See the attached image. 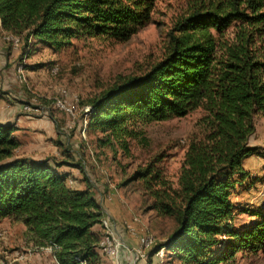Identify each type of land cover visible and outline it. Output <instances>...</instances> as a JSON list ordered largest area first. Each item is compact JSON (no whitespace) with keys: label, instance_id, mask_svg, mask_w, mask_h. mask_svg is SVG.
I'll return each mask as SVG.
<instances>
[{"label":"trees","instance_id":"1","mask_svg":"<svg viewBox=\"0 0 264 264\" xmlns=\"http://www.w3.org/2000/svg\"><path fill=\"white\" fill-rule=\"evenodd\" d=\"M158 1L0 0V28L27 54L37 45L59 50L85 35L126 41L153 20ZM91 106L89 127L103 134L99 147L121 148L127 157L139 136L137 121L203 111L176 183L157 157L126 181H141L158 215L175 220L166 241L149 248L154 257L163 250L161 264H222L240 251L264 252V206L239 227L232 199L251 181L245 160L264 157V149L251 144L256 118H264V0L192 8L169 31L162 59ZM15 129L0 124V222L21 223L27 244L49 248L55 264H103L107 214L96 193L90 185L71 186L49 160L19 155Z\"/></svg>","mask_w":264,"mask_h":264},{"label":"rangeland","instance_id":"2","mask_svg":"<svg viewBox=\"0 0 264 264\" xmlns=\"http://www.w3.org/2000/svg\"><path fill=\"white\" fill-rule=\"evenodd\" d=\"M213 1L217 0H159L153 20L126 41L85 35L73 38L59 50L34 46L30 54L5 39L0 28V94L11 92L13 102L22 103V110L24 104H31L35 110L26 112L32 127L13 132L20 140L17 153L49 160L75 188L90 185L107 214L104 220L108 221L109 230L114 233L118 223L121 234L133 241L141 234H153L160 245L174 230L175 220L158 215L152 208L151 194L141 181L126 182L127 179L135 169L157 157L161 158L157 166L164 176L176 183L188 145L200 133L203 111L197 109L165 120L137 121L134 128L139 136L133 140L132 155L127 157L121 154V148L114 153L99 147L103 134L89 127V107L102 92L144 74L162 59L174 23L192 8ZM63 89L78 111L75 119L53 105ZM42 105L47 108L41 109ZM67 131L70 132L65 136L62 132ZM37 135L38 142L32 137ZM251 144L264 149L261 116L256 118ZM79 163L83 167L76 165ZM244 165L251 181L239 186L232 196L237 206L235 224L239 227L255 219L253 212L264 206V157L252 155ZM126 252L130 253L128 264H133V250ZM152 256L151 252L145 262L150 263ZM0 263L55 264L49 248L36 250L29 246L25 227L10 219L0 222ZM222 264H264V252L240 251L233 260Z\"/></svg>","mask_w":264,"mask_h":264},{"label":"crops","instance_id":"3","mask_svg":"<svg viewBox=\"0 0 264 264\" xmlns=\"http://www.w3.org/2000/svg\"><path fill=\"white\" fill-rule=\"evenodd\" d=\"M20 96L22 97V94H20ZM12 97H13V95L11 94V92H6L4 94H0V124L14 125L15 128H17L15 130L25 128V127L26 128L32 127V125L28 121L30 116L22 110V103H14L12 100ZM42 108H47V107L45 105H42L41 109ZM52 120L54 122H56L55 118H52ZM32 137H35L37 142L40 139L39 135L32 136ZM248 158L246 160H248ZM38 160H41V159H38ZM117 224L118 223H116L115 228H114V230H115L114 234H116L118 237L122 238L126 244V246L124 248L120 249L117 262H120V264H128V260H130V256H129L130 253L126 252V251L133 250L138 243V239L136 238V240L133 241V240H131V238H129V236H126L123 233L121 234L120 224H118V226H117ZM132 226H134V225H132ZM142 235H140V236H142ZM103 260H104L103 264H112V262L106 256L103 257ZM133 264H135V263H133ZM136 264H159V263H158V259L156 257L152 256V260L150 263H146L145 261H140ZM167 264H169V263L167 262Z\"/></svg>","mask_w":264,"mask_h":264},{"label":"bare ground","instance_id":"4","mask_svg":"<svg viewBox=\"0 0 264 264\" xmlns=\"http://www.w3.org/2000/svg\"><path fill=\"white\" fill-rule=\"evenodd\" d=\"M5 39L12 41L14 46H18L19 44V39L17 37L13 36H4ZM61 94L55 99L54 101V106L56 107L55 109H60L62 110L66 115H68L71 119H75L77 116L78 111H76L75 107L70 104V102L67 99V91L63 89L60 91ZM25 106V104H24ZM89 109H92V107H89ZM88 115L84 118V122L87 123L88 120ZM84 123V124H85ZM65 136H67L66 132ZM109 196V195H108ZM110 199V198H109ZM102 225L105 229H107L106 235L102 238L101 241V246L106 247L107 249H114V243H115V234L112 232V230H109L110 227L108 225L107 220H103ZM156 243V237L153 234H143L140 236V242H138V246L135 248V256L141 259V261H145L148 257L147 252L145 249H143V246L145 248H152ZM143 244V246H142ZM119 251L120 249H114V262H117L118 256H119ZM163 250H159L156 254L155 257L158 259V263L161 264L163 262ZM107 257V255L105 254ZM1 264V263H0ZM6 264V263H2Z\"/></svg>","mask_w":264,"mask_h":264},{"label":"built area","instance_id":"5","mask_svg":"<svg viewBox=\"0 0 264 264\" xmlns=\"http://www.w3.org/2000/svg\"><path fill=\"white\" fill-rule=\"evenodd\" d=\"M23 110L25 112H27V113H30V112L35 111L34 108H33V106L31 104H25V106H23ZM36 111H38V109ZM69 132L70 131H67V136H68ZM138 242H140V235L138 236ZM125 246H126V244L123 241V239L120 238V237H118L115 234L114 249H122ZM142 246H143V244H142ZM101 248H102V251L104 252V254L107 255V258L112 262V264H120V262H114V249H107V246L106 247H101ZM143 249H145L146 252L149 250V248H145L144 246H143ZM132 255H133V257H132L133 258V263L136 264L139 261H141V259H139L138 257L135 256V248L133 249Z\"/></svg>","mask_w":264,"mask_h":264}]
</instances>
